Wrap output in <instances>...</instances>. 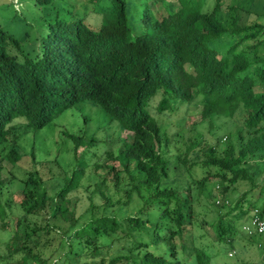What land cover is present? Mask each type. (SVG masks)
I'll use <instances>...</instances> for the list:
<instances>
[{
    "label": "trees",
    "instance_id": "obj_1",
    "mask_svg": "<svg viewBox=\"0 0 264 264\" xmlns=\"http://www.w3.org/2000/svg\"><path fill=\"white\" fill-rule=\"evenodd\" d=\"M61 1L66 13L49 20L33 55L24 51L23 36L0 24V227L11 229L0 264H49L45 253L57 252L58 264H216L209 248L196 242L194 201L217 182L221 203L213 204L227 208L211 224L218 242H232L239 219L258 207L256 197L242 204L248 191L231 204L225 195L238 181H252L247 159L264 151V22L241 25L234 0H177L176 9H168L166 0ZM90 6L96 11L87 13ZM221 40L222 50L216 46ZM193 100L201 121L237 122L224 145L191 130L173 140L161 128L158 115H174ZM83 101L100 106L132 137L106 157L114 154L117 172L129 175L126 199L112 201L103 185L95 186L90 196L98 193L102 204L90 203L82 212L89 216L79 223L70 194L96 177V165L85 175L88 162L76 160L49 194L42 174L47 163L38 162L33 150L22 153L20 139L26 129L43 127ZM68 135L76 151L79 137ZM17 167L23 168L20 176ZM14 182L21 214L8 224ZM135 194L143 203L132 215L102 210L127 204Z\"/></svg>",
    "mask_w": 264,
    "mask_h": 264
},
{
    "label": "rangeland",
    "instance_id": "obj_2",
    "mask_svg": "<svg viewBox=\"0 0 264 264\" xmlns=\"http://www.w3.org/2000/svg\"><path fill=\"white\" fill-rule=\"evenodd\" d=\"M234 2L239 5L241 16L239 23L241 25L254 19L264 22V0H234ZM166 3L169 4L168 9H176L179 5L177 0H166ZM65 7V3L61 0H50L49 2L47 0H0V24L7 32L18 38L23 36L24 51L33 55L39 37L45 31L49 20L54 17L57 11L60 14H65ZM95 11L96 9L90 6L87 13ZM158 12L165 13V7L160 6ZM90 19L92 20V16ZM25 32L28 33L27 37L24 36ZM225 45L226 42L221 40L216 46L222 50ZM195 102L196 100H193L186 109L181 108L174 115H158L156 118L161 123V128L167 130L168 135L174 134L173 140L177 134L186 136L191 130L190 134H200L204 141L209 144H217L219 147L224 145L229 140V135L236 129L237 122L222 117L214 118L212 121H201ZM183 110L186 111L185 117H183ZM68 134L79 137L80 142L78 141L79 146L76 151L74 149L75 142ZM131 137V133L120 127L116 120H111L100 106L90 101H83L69 106L43 127L26 129L20 139V151L27 154L33 150L38 162L47 163L46 167L44 166L42 169V174L49 194H53L61 185L64 172L70 173L76 164V160L81 159L88 162L84 167L85 175L90 174L96 165V173L94 174L97 178L90 175L91 178L82 180L80 187L70 194V212L81 215L82 218L79 222L81 223L89 216V212L84 215L82 212L90 203L102 204V199L98 193L90 196V192L95 186L103 185L106 195H109L112 201L120 199L124 201L126 199L124 193L130 187L129 175L123 171L117 172L118 161L113 157L114 154L118 153L121 144H124L125 141L130 142ZM176 146L180 145L176 144ZM112 152L114 153L112 154L113 157L106 158ZM170 153L174 154V150ZM171 159L174 160V156ZM21 162L23 167L29 166L27 156H23ZM110 164H114V170L109 167ZM246 166L248 172L253 176L252 181L248 179L238 181L233 188L227 191L225 199L230 204L234 203L244 192L248 191L242 204L248 199L256 197V206L264 209V151L249 157ZM20 169L18 167L15 169L17 176L21 175L23 168ZM183 176L184 179L187 178L184 172ZM86 185H88L87 189H85ZM216 186V181L208 183L205 195L194 201L197 220L193 227V233L196 242L209 248L213 257L212 261H215L216 264H253L254 261L264 257V234L252 239L244 235L240 226L249 220L248 214L239 219L240 223L236 233L231 238L232 242H228V240L218 242L216 240L214 226L211 224L219 215L225 214L227 210V208L218 210L220 207L213 204V199L219 200L220 198L215 196ZM9 188L8 192L11 193L12 202L8 208L7 222L13 224L16 217L21 214L19 208L21 192L17 182L12 183ZM209 193L210 195L206 196ZM143 194L145 197L148 196V192L144 188ZM122 201L101 209L108 215L121 218L135 213L143 203L136 194L127 204H123ZM220 203L221 200L218 204ZM10 235L11 229L9 227L6 229L0 227V252L5 250L4 245ZM46 250L51 252L52 248ZM103 252L106 255L104 250ZM57 254L58 252L51 256L52 254L45 253L44 257L49 258V264H58L60 259L57 258ZM78 261H80L79 257L73 259L74 263ZM6 264H17V261L12 259ZM29 264L35 263L29 262Z\"/></svg>",
    "mask_w": 264,
    "mask_h": 264
},
{
    "label": "built area",
    "instance_id": "obj_3",
    "mask_svg": "<svg viewBox=\"0 0 264 264\" xmlns=\"http://www.w3.org/2000/svg\"><path fill=\"white\" fill-rule=\"evenodd\" d=\"M241 229L246 235L249 236L264 234V216L258 207H255L251 210L249 214V220L241 224ZM253 264H264V257L254 261Z\"/></svg>",
    "mask_w": 264,
    "mask_h": 264
},
{
    "label": "clouds",
    "instance_id": "obj_4",
    "mask_svg": "<svg viewBox=\"0 0 264 264\" xmlns=\"http://www.w3.org/2000/svg\"><path fill=\"white\" fill-rule=\"evenodd\" d=\"M248 217H249V215H248ZM240 228H241V226H240ZM241 231H242V229H241ZM243 232V231H242ZM244 233V232H243ZM245 234V233H244Z\"/></svg>",
    "mask_w": 264,
    "mask_h": 264
}]
</instances>
